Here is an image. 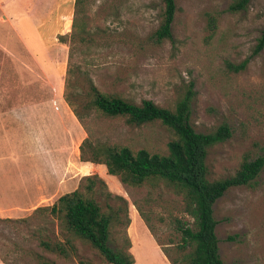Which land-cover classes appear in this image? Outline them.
Wrapping results in <instances>:
<instances>
[{
    "label": "rangeland",
    "instance_id": "1",
    "mask_svg": "<svg viewBox=\"0 0 264 264\" xmlns=\"http://www.w3.org/2000/svg\"><path fill=\"white\" fill-rule=\"evenodd\" d=\"M2 1L0 264H39L36 254L54 264H109L88 244L76 242L78 255L64 259L36 238L39 232L55 238L59 231L57 222L35 210L53 206L91 175L128 201L131 223L127 234L116 230L114 248L129 251L135 264H172L163 251L182 264L178 221L190 227L194 222L182 212V198L163 184L126 187L104 165L80 157L88 137L164 154L172 132L160 123L133 127L107 119L85 107L87 92L92 83L105 94L173 110L193 84L190 123L196 132L209 134L224 123L231 130L228 140L208 151V178L234 176L244 161L264 157V50L253 55L264 31V0L239 12L229 9L236 0H175L172 39L161 43L155 33L162 0H85L92 43L78 44L72 59L60 37L72 33L75 0ZM246 60L245 70L231 68ZM53 157L57 169L50 180ZM56 174L59 188L51 191ZM213 210L224 264H264V169L252 186L229 190Z\"/></svg>",
    "mask_w": 264,
    "mask_h": 264
},
{
    "label": "trees",
    "instance_id": "2",
    "mask_svg": "<svg viewBox=\"0 0 264 264\" xmlns=\"http://www.w3.org/2000/svg\"><path fill=\"white\" fill-rule=\"evenodd\" d=\"M162 1V20L155 33V38L160 43L172 39V26L177 12L175 0ZM251 1L236 0L229 9L232 12L246 10ZM85 12V0H75L73 25L69 22L70 26L72 25V33L68 37H60L61 42L69 44L71 59L78 44L92 43ZM210 25L215 28L214 22ZM263 50L264 31L258 38L253 55L256 56ZM248 63L249 60H246L238 66L232 65L231 68L240 72L247 68ZM193 89L194 85L190 84L184 97L172 110L158 106L152 100L136 103L108 95L90 83L85 101L86 108L95 110L107 119H124L133 127L160 123L172 132L173 139L168 143V152L162 154L146 148L134 150L122 144L94 141L92 137H88L80 146V157L82 162L104 165L108 174L118 177L126 187L156 188L163 184L173 190L182 198V212L194 221L192 227L178 221V230L182 233L183 242L180 245L181 263L224 264L219 253V239L216 234L218 222L214 217L213 207L229 190L252 186L264 169V157L244 161L239 171L230 178L209 180L206 163L208 151L228 140L231 130L229 125L224 123L209 134L196 132L190 123L191 104L195 96ZM66 100L70 106L73 105L68 96ZM75 115L82 123L81 115L77 111ZM85 128L91 135L88 126ZM134 205L145 219L141 207L137 203ZM34 214L58 223L59 233L55 238L41 232L36 237L39 246L47 252L69 259L78 255L76 242H81L99 252L109 264H135L134 256L129 251L113 247L116 230L123 228L127 234L131 223L128 201L112 194L105 181L98 175L84 177L78 189L61 196L51 207L36 209ZM163 252L172 264H178L166 251ZM36 257L39 264H54L40 254H36ZM80 264L93 263L81 260Z\"/></svg>",
    "mask_w": 264,
    "mask_h": 264
},
{
    "label": "crops",
    "instance_id": "3",
    "mask_svg": "<svg viewBox=\"0 0 264 264\" xmlns=\"http://www.w3.org/2000/svg\"><path fill=\"white\" fill-rule=\"evenodd\" d=\"M4 2L2 1V0H0V5L1 4H3ZM28 39H29V41L30 42H32V40H33V38H29V35H28ZM32 45H34V44H32ZM52 154V153H51ZM52 160L55 162V164H54V166H51L49 169V173L47 172V175H48V178L50 179V180H52V171H53V169H57V163H56V157H53L52 158ZM90 164H92V163H90ZM89 164V165H90ZM63 175V174H62ZM62 177V176H61ZM60 177V178H61ZM58 179H59V177L57 176V174L54 176V180H53V185L51 186V191H52V189H53V191H56L58 188H59V186H58ZM27 184V183H26ZM35 183H33V184H31L30 185V187H27V188H24L25 190H27V192H26V194H31V191H32V189H35ZM48 186H50L49 184L47 185V187ZM32 187V188H31ZM34 199V198H33ZM32 200V199H31Z\"/></svg>",
    "mask_w": 264,
    "mask_h": 264
}]
</instances>
